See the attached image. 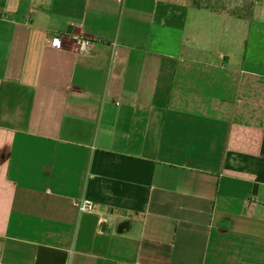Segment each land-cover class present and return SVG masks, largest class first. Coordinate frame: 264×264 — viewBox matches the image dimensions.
Returning <instances> with one entry per match:
<instances>
[{
    "label": "crops",
    "instance_id": "1",
    "mask_svg": "<svg viewBox=\"0 0 264 264\" xmlns=\"http://www.w3.org/2000/svg\"><path fill=\"white\" fill-rule=\"evenodd\" d=\"M236 6L0 0V264H264V0Z\"/></svg>",
    "mask_w": 264,
    "mask_h": 264
},
{
    "label": "trees",
    "instance_id": "2",
    "mask_svg": "<svg viewBox=\"0 0 264 264\" xmlns=\"http://www.w3.org/2000/svg\"><path fill=\"white\" fill-rule=\"evenodd\" d=\"M245 2V0H242ZM256 0H251V3L249 5H244L240 9H234L233 11H230L229 13L232 15H237L242 18L250 19L252 17V8L255 4ZM192 6L197 9H212V10H218L222 11L225 8H220L217 6V4H213L211 0H192Z\"/></svg>",
    "mask_w": 264,
    "mask_h": 264
},
{
    "label": "built area",
    "instance_id": "3",
    "mask_svg": "<svg viewBox=\"0 0 264 264\" xmlns=\"http://www.w3.org/2000/svg\"><path fill=\"white\" fill-rule=\"evenodd\" d=\"M57 37H54L52 38L50 41H49V44L51 47L53 48H59V47H55L53 45V40L56 39ZM59 39V38H58ZM60 41V45H61V39H59ZM86 40L85 39H82V38H79L78 41H77V44L79 46V51L82 52L83 54H88L89 52V44L87 42V50L85 51H82L81 50V46H82V43L85 42ZM76 207L78 209V211L80 213H90V212H94L95 209H96V206L95 204L91 201V200H88V199H80L76 202Z\"/></svg>",
    "mask_w": 264,
    "mask_h": 264
},
{
    "label": "rangeland",
    "instance_id": "4",
    "mask_svg": "<svg viewBox=\"0 0 264 264\" xmlns=\"http://www.w3.org/2000/svg\"><path fill=\"white\" fill-rule=\"evenodd\" d=\"M214 1H216V2H214ZM212 2H213V4L214 3L217 4V6L220 8H222V7L223 8H227V7L232 8L231 7L232 5L238 4L239 6H236V9H237V8H240L244 5H246V4L249 5L251 3V0H245V2L244 1L239 2V0H212Z\"/></svg>",
    "mask_w": 264,
    "mask_h": 264
},
{
    "label": "clouds",
    "instance_id": "5",
    "mask_svg": "<svg viewBox=\"0 0 264 264\" xmlns=\"http://www.w3.org/2000/svg\"><path fill=\"white\" fill-rule=\"evenodd\" d=\"M53 45L55 47H60V41H59L58 38H56V39L53 40ZM81 50L82 51L87 50V42L86 41L82 43Z\"/></svg>",
    "mask_w": 264,
    "mask_h": 264
}]
</instances>
